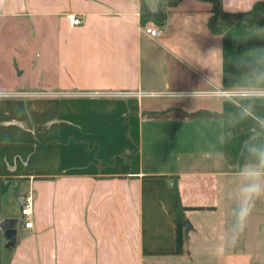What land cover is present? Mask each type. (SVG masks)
I'll return each instance as SVG.
<instances>
[{
  "label": "crops",
  "instance_id": "1",
  "mask_svg": "<svg viewBox=\"0 0 264 264\" xmlns=\"http://www.w3.org/2000/svg\"><path fill=\"white\" fill-rule=\"evenodd\" d=\"M259 1L221 0L231 13ZM211 11L209 2L182 0L167 9L166 33L154 41L142 31L155 24L142 0H4L0 20L16 31L33 25L47 58L28 88L0 92V223L21 220L9 260L0 229V264H197L187 248L174 254L176 189L185 206L192 187L234 177L239 144L222 146L221 165L204 160L220 106L185 112L164 90L186 91L206 76L227 85L239 74L237 56L264 44L256 40L264 18L254 30L240 21L215 34ZM29 191L34 225L25 230ZM256 255L225 252L218 264H264Z\"/></svg>",
  "mask_w": 264,
  "mask_h": 264
},
{
  "label": "clouds",
  "instance_id": "2",
  "mask_svg": "<svg viewBox=\"0 0 264 264\" xmlns=\"http://www.w3.org/2000/svg\"><path fill=\"white\" fill-rule=\"evenodd\" d=\"M149 11L157 14L165 10L169 0H147ZM4 0H0V5ZM256 40L264 42V37ZM239 73L227 85L216 87L208 76L202 83L186 91H175L170 86L163 99L184 103L185 112H190L202 102L220 106V111L211 115L210 121L217 126V135L201 149V156L212 165H221L225 157L221 148L226 143L237 141L240 163L232 179V187L225 198L234 202L232 223L218 237L214 254L223 256L227 249L237 245L256 202L264 199V44L245 49L234 61ZM201 66H204L201 63ZM202 134L201 129L196 130ZM245 131L244 138L238 134Z\"/></svg>",
  "mask_w": 264,
  "mask_h": 264
},
{
  "label": "rangeland",
  "instance_id": "3",
  "mask_svg": "<svg viewBox=\"0 0 264 264\" xmlns=\"http://www.w3.org/2000/svg\"><path fill=\"white\" fill-rule=\"evenodd\" d=\"M15 25V22L0 20V92L28 88V84L37 79L41 68L36 62L47 58V48L43 49L44 46L36 44L40 38L33 25L25 26V30L19 31H16ZM3 26L7 28H2ZM28 47L30 57L25 59L24 50ZM23 70L24 74L18 78V73ZM232 179L233 177L225 178L223 184L211 187L194 186L184 195L185 206L188 207L186 219L194 227L190 232V239L185 243V249L191 252L197 264H218L224 259L223 256H215L214 249L218 237L232 223L234 202L225 198L226 191L232 187ZM206 205L214 207L195 209ZM234 251L245 254H255L257 251L256 261L264 262V199L256 202L237 245L226 252Z\"/></svg>",
  "mask_w": 264,
  "mask_h": 264
},
{
  "label": "trees",
  "instance_id": "4",
  "mask_svg": "<svg viewBox=\"0 0 264 264\" xmlns=\"http://www.w3.org/2000/svg\"><path fill=\"white\" fill-rule=\"evenodd\" d=\"M182 0H169L168 7L160 11L157 14H153L152 11H149V8L145 4V1L142 0V12L157 25L163 26L167 20V9L176 7L180 4ZM203 2H209L212 4V17L210 19V28L215 34H223L229 28H231L237 22H244L246 27L250 30H254V23L260 19L264 18V1L256 2L253 7L245 12H225L222 7L221 0H199ZM244 132V131H241ZM239 132V133H241ZM178 196V205L175 211V239H176V250L174 254L181 255L185 253V228L184 221L186 219V211L188 207L182 205L178 190L176 189ZM197 210H205L204 207H196ZM11 251H6V259L9 260Z\"/></svg>",
  "mask_w": 264,
  "mask_h": 264
},
{
  "label": "built area",
  "instance_id": "5",
  "mask_svg": "<svg viewBox=\"0 0 264 264\" xmlns=\"http://www.w3.org/2000/svg\"><path fill=\"white\" fill-rule=\"evenodd\" d=\"M72 25H80L81 19L77 17L71 18ZM144 35L151 40H158L166 33L164 26L157 24H149L143 28ZM21 214H22V226L25 230H32L33 228V215H34V194L32 191L24 194L21 198Z\"/></svg>",
  "mask_w": 264,
  "mask_h": 264
},
{
  "label": "water",
  "instance_id": "6",
  "mask_svg": "<svg viewBox=\"0 0 264 264\" xmlns=\"http://www.w3.org/2000/svg\"><path fill=\"white\" fill-rule=\"evenodd\" d=\"M22 75V71L18 73ZM21 220L17 218L5 219L0 223V229L3 232L4 238L6 240V250L13 251L16 249L18 244V231L20 228ZM185 228V238L189 240L190 232L194 230V227L188 219L184 221Z\"/></svg>",
  "mask_w": 264,
  "mask_h": 264
}]
</instances>
